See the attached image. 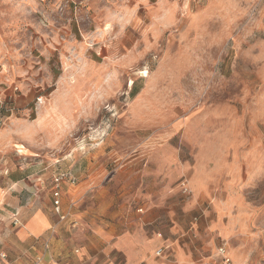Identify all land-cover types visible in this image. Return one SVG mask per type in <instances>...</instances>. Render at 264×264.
I'll return each instance as SVG.
<instances>
[{
  "label": "rangeland",
  "instance_id": "obj_1",
  "mask_svg": "<svg viewBox=\"0 0 264 264\" xmlns=\"http://www.w3.org/2000/svg\"><path fill=\"white\" fill-rule=\"evenodd\" d=\"M0 100V264L7 196L69 169L70 211L135 212L161 168L197 263L264 264V0H0Z\"/></svg>",
  "mask_w": 264,
  "mask_h": 264
},
{
  "label": "crops",
  "instance_id": "obj_2",
  "mask_svg": "<svg viewBox=\"0 0 264 264\" xmlns=\"http://www.w3.org/2000/svg\"><path fill=\"white\" fill-rule=\"evenodd\" d=\"M184 171L172 168L163 172L161 168L154 181L165 189L146 193L143 205L135 212L103 215L91 208L70 211L68 200L83 193L86 184L63 186L61 207L65 218L61 221L52 211L50 183L49 197L40 208L29 195H9L4 205L11 214L17 213V221L23 225L9 232L1 250L8 252L11 264H32L37 258H41L40 264H204V257L196 262L203 242L195 248L189 240L190 233L197 229L191 221V208L183 206L185 199L179 204L171 197L180 191ZM146 183L149 181L141 180L142 186ZM13 186L23 187V180ZM188 187L198 196L202 192L195 176ZM199 230H203L201 225ZM159 249L163 251L157 256Z\"/></svg>",
  "mask_w": 264,
  "mask_h": 264
},
{
  "label": "built area",
  "instance_id": "obj_3",
  "mask_svg": "<svg viewBox=\"0 0 264 264\" xmlns=\"http://www.w3.org/2000/svg\"><path fill=\"white\" fill-rule=\"evenodd\" d=\"M37 101L40 102V98H37ZM3 110V102L0 100V115ZM77 178L69 171H59L55 173L50 180L51 187V197H52V211L53 214L58 218L59 221L63 220L65 217L62 214L61 207V191L64 185L66 186H76ZM140 211V210H139ZM15 225H20L17 220L14 222ZM162 249H159L156 252V255L159 256L162 253ZM217 259L213 264H233L231 258L227 254L223 246L219 247L216 251ZM0 260H6L5 254H0ZM41 258H37L32 264H40ZM206 262L204 264H208Z\"/></svg>",
  "mask_w": 264,
  "mask_h": 264
},
{
  "label": "bare ground",
  "instance_id": "obj_4",
  "mask_svg": "<svg viewBox=\"0 0 264 264\" xmlns=\"http://www.w3.org/2000/svg\"><path fill=\"white\" fill-rule=\"evenodd\" d=\"M142 74H144V73H142Z\"/></svg>",
  "mask_w": 264,
  "mask_h": 264
}]
</instances>
